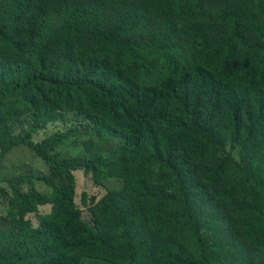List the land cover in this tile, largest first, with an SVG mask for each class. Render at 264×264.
Masks as SVG:
<instances>
[{"label": "trees", "instance_id": "1", "mask_svg": "<svg viewBox=\"0 0 264 264\" xmlns=\"http://www.w3.org/2000/svg\"><path fill=\"white\" fill-rule=\"evenodd\" d=\"M0 197V264H264V0H0Z\"/></svg>", "mask_w": 264, "mask_h": 264}, {"label": "rangeland", "instance_id": "2", "mask_svg": "<svg viewBox=\"0 0 264 264\" xmlns=\"http://www.w3.org/2000/svg\"><path fill=\"white\" fill-rule=\"evenodd\" d=\"M82 178V177H81ZM88 181L86 180H84V179H82L81 180V183H80V185H79V188L80 189H82L83 187H87V189L88 190H91V191H93L91 188H88ZM0 213H5V205H4V202H3V200H2V198L0 197ZM1 219V218H0ZM2 220V219H1ZM1 220H0V222H1ZM4 223V222H3Z\"/></svg>", "mask_w": 264, "mask_h": 264}]
</instances>
